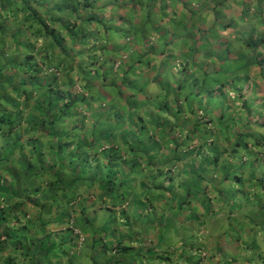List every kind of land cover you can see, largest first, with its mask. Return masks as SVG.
I'll use <instances>...</instances> for the list:
<instances>
[{
	"label": "crops",
	"instance_id": "obj_1",
	"mask_svg": "<svg viewBox=\"0 0 264 264\" xmlns=\"http://www.w3.org/2000/svg\"><path fill=\"white\" fill-rule=\"evenodd\" d=\"M94 13L108 27L97 39L103 53L92 45L78 56L86 67L68 69L78 78L73 86L61 74L56 82L60 91L71 92L78 108L71 118L60 117L73 132L63 139L69 178L80 182L79 191L69 194L73 203L80 196L71 218L76 232L88 237L83 249L70 252L72 263L97 264L100 257L105 264L118 253L121 264H192L198 255L200 264H224L216 240L226 226L221 220L223 226L216 225L215 214L206 218L199 205L215 197L196 194L189 184L200 181L203 170L212 173L215 168L206 163L220 154L230 170L253 167L256 179H264V152L252 147L264 136V0H97ZM83 73L85 86L79 83ZM78 85L82 95L74 91ZM67 102L62 99L60 106ZM6 111L11 120L14 105ZM248 116L254 118L252 129H246ZM30 117L24 110L22 125L7 136L12 148L6 150L15 159L31 154L28 137L47 136L28 131ZM16 135L23 139L22 150L14 146ZM238 136L251 144L247 158L229 147L230 140L238 144ZM197 184L210 186L203 179ZM176 198L192 200L200 217L191 222V211L174 209ZM249 198L254 196L236 201ZM256 212L241 218L234 213L230 231L245 236ZM64 214L59 208L48 218L59 228ZM190 241L198 246L190 249ZM221 246L234 251L238 264H247L238 244Z\"/></svg>",
	"mask_w": 264,
	"mask_h": 264
},
{
	"label": "trees",
	"instance_id": "obj_2",
	"mask_svg": "<svg viewBox=\"0 0 264 264\" xmlns=\"http://www.w3.org/2000/svg\"><path fill=\"white\" fill-rule=\"evenodd\" d=\"M96 5L97 0H0V95L4 100L0 102V152L12 148L7 136L12 128L17 130L22 125L24 110L31 114L30 120H27L28 131L33 134L43 131L47 135L27 138V145L32 150L30 155L15 159L9 153L8 157L7 154L0 157V264H62L65 258L66 264H73L71 259L74 255L70 252L77 247L83 249L88 241L85 232H76L80 230L71 218L70 212L80 196L73 203L69 194L76 188L79 191L80 182L79 179L69 178L71 174L65 163L67 151L63 149L65 142L56 135L57 127L65 124L60 117L71 118L76 110L78 112L77 102L70 91H60L56 82L61 74L69 80L68 85L73 86L78 78L74 71L68 69L86 67L84 62H77L78 56L86 55L92 45L100 49V54L103 53L102 42L97 39L108 27L102 26L105 18L95 16ZM92 22L96 26L94 30ZM79 80L85 86L87 74L83 73ZM25 86H32V90ZM82 86L81 90L85 93ZM57 91L62 92L59 98ZM12 94L18 96L22 104L20 100L12 99L15 97ZM62 99L68 102L60 106ZM10 103L14 105V111H10L11 120L6 111ZM240 138L238 136L236 140ZM260 140H264V136L255 139L252 147L264 152V141ZM231 142L229 147L239 154L243 152L247 158L244 152L251 144L244 139L234 146ZM14 144L22 150V137L16 135ZM254 155L258 159V155ZM206 164L215 170L210 174L203 170L199 180L209 181L210 186L205 188L197 184L200 181H191L189 188L191 191L197 189L196 194L215 197L214 200L206 197L199 205L206 218L216 215V225L220 228L223 224L226 226L222 229L226 234L219 235L216 240L219 245L217 253L221 252L224 264H238L234 251L230 254L231 251L220 247L222 244H226L227 248L238 244L239 250L246 253L247 264H264V179H256L258 169L253 167L247 166L246 169L240 166L230 170L222 162V154ZM114 189L112 187L111 190ZM244 194H252L254 198L245 203L237 202L236 199ZM177 201L178 198L174 199V209L182 213L191 211L188 217L191 222L200 217L199 209L193 208L192 200ZM59 208L65 211L56 222H59L60 229L51 217L48 218ZM256 211L259 213L254 217L255 226L252 225L248 232L245 224L237 222V228L247 232L245 236L230 231L234 213L241 218L248 213L255 215ZM66 217L70 220L68 224ZM82 238L84 241L81 244ZM190 242V249L198 246L197 242ZM104 255L107 256L106 253ZM111 257L113 261L105 264L122 263V254ZM96 258L97 264H103L100 257Z\"/></svg>",
	"mask_w": 264,
	"mask_h": 264
},
{
	"label": "rangeland",
	"instance_id": "obj_3",
	"mask_svg": "<svg viewBox=\"0 0 264 264\" xmlns=\"http://www.w3.org/2000/svg\"><path fill=\"white\" fill-rule=\"evenodd\" d=\"M11 15H14V13L13 14H11ZM123 34L122 35H120V40H123ZM38 70L40 71L41 70V67H39L38 68ZM54 99L56 100V97H54ZM254 104L255 103H253V101L251 102V103H247V107H248V111H249V113L250 114H252L253 113V109H254ZM259 109V108H258ZM240 110H241V108H240ZM258 114H260V113H258V110H257V112L255 113V115H254V117H255V119L257 118V116H258ZM261 116V115H260ZM237 119H240V117H237ZM253 119L254 118H251V116H248V118H247V122H248V125H250V126H247L246 127V129L247 128H249V129H252L253 128V126H254V124L253 123H255V122H253ZM249 129L247 130L248 132H249ZM57 137L58 138H61V139H64L65 138V136H67L69 139H71L72 137H73V132H72V130L70 129V128H65V124H62L61 126H58L57 127ZM250 131H252V130H250ZM76 134H78V133H76ZM247 137L250 139L251 138V135H247ZM239 140L240 139H238V143H239ZM242 141V140H241ZM260 141H264V140H260ZM243 143V142H242ZM2 151L4 152V153H2V152H0V157H3L4 156V154H7L6 155V157H8V154H9V152H8V150H6V149H2ZM236 154H238V152L236 153ZM244 154H246V156H248L249 157V155H250V153L248 154V152H244ZM66 167L67 168H70L71 167V164L70 163H66ZM65 220H66V223L68 224V223H70V220L66 217L65 218ZM106 229H107V226H106ZM72 248V247H71ZM199 256V255H198ZM161 264H170V263H163V262H161ZM193 264H200V260L196 257L195 259H194V262H193Z\"/></svg>",
	"mask_w": 264,
	"mask_h": 264
},
{
	"label": "clouds",
	"instance_id": "obj_4",
	"mask_svg": "<svg viewBox=\"0 0 264 264\" xmlns=\"http://www.w3.org/2000/svg\"><path fill=\"white\" fill-rule=\"evenodd\" d=\"M74 91H75L76 94H81L82 95V93H81L82 90H81V86L80 85H78L77 87H75Z\"/></svg>",
	"mask_w": 264,
	"mask_h": 264
},
{
	"label": "built area",
	"instance_id": "obj_5",
	"mask_svg": "<svg viewBox=\"0 0 264 264\" xmlns=\"http://www.w3.org/2000/svg\"><path fill=\"white\" fill-rule=\"evenodd\" d=\"M83 241H84V238L81 239V242H83Z\"/></svg>",
	"mask_w": 264,
	"mask_h": 264
}]
</instances>
